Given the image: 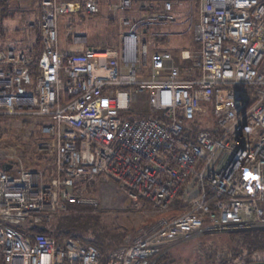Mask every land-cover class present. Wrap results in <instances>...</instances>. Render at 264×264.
Listing matches in <instances>:
<instances>
[{
	"label": "built area",
	"instance_id": "obj_1",
	"mask_svg": "<svg viewBox=\"0 0 264 264\" xmlns=\"http://www.w3.org/2000/svg\"><path fill=\"white\" fill-rule=\"evenodd\" d=\"M193 1L199 48L155 50L148 33ZM103 11L125 28L118 46L61 49L62 16ZM40 39L38 56L0 51V116L43 118L54 159L43 172L0 152V264H158L176 244L264 232V0H40ZM96 178L156 218L105 256L36 232L69 205L99 207Z\"/></svg>",
	"mask_w": 264,
	"mask_h": 264
},
{
	"label": "rangeland",
	"instance_id": "obj_2",
	"mask_svg": "<svg viewBox=\"0 0 264 264\" xmlns=\"http://www.w3.org/2000/svg\"><path fill=\"white\" fill-rule=\"evenodd\" d=\"M196 7L195 1L184 3L177 8L181 14L177 25L175 21L174 26L156 27L148 33L147 39L152 41L155 50L171 52L178 58L182 50L190 49L196 23ZM39 15L40 0H4L0 4V50L32 48L38 56L41 52L37 42L40 34ZM124 29L119 17L106 11L99 16L75 14L61 17L59 37L61 45L70 44L76 36L77 41L86 46L108 48L119 45ZM140 100L141 103L134 106V111L147 113L146 100H150V94L143 95ZM43 120L40 117L26 119L22 116H0V152L15 151L27 167L50 172L53 156L39 152L41 145L47 143L39 133V124ZM90 186L87 192L99 199L100 206L67 211L68 216H77L78 220H82V227L75 234L86 240L95 239L99 234L96 227L100 224L109 234L119 235L116 240L119 245L125 244L137 236L146 222L157 216L144 202L135 201L123 194L115 181L108 180L102 184L93 182ZM64 214L52 218L47 225L49 230H57ZM238 242L231 235L206 236L176 244L165 256H168L167 264H246L247 250L242 245L244 252L237 253L241 248ZM263 257L257 254L251 259L259 261Z\"/></svg>",
	"mask_w": 264,
	"mask_h": 264
},
{
	"label": "trees",
	"instance_id": "obj_3",
	"mask_svg": "<svg viewBox=\"0 0 264 264\" xmlns=\"http://www.w3.org/2000/svg\"><path fill=\"white\" fill-rule=\"evenodd\" d=\"M3 2H4V0L1 1V3H3ZM39 26H40V21H39ZM38 36L39 37H38L37 42H38V45H40V47H41L40 34H38ZM35 67H36V65L33 66V69H35ZM88 207L89 206L69 205L67 210L62 212L63 214L65 213L66 215L64 214L61 217L60 222L57 226V230L52 231V230H49L48 227H45L46 230L43 231L39 227L36 229V232H38L40 234H51V235L58 237V238H60V237H70V238L76 237L77 239L85 240L88 243L95 245L102 252V254L105 256L106 254H108V252L111 249L120 246L119 243L116 242L119 235L117 234L116 236H113V235L109 234L107 231L104 230L105 228H103V226H100V224H98L96 227V230L99 232V234H97L95 236V239L93 241L92 240H86L82 236L75 234V231L82 227L81 226L82 220H78L79 217H77V216H68V214H67L69 211H72V210L74 211V210H78V209H87ZM66 217H68V218H66ZM154 219H151V221H153ZM151 221L146 222V224H148ZM251 233H253V232L237 233V234L231 235V236H233V240L239 241L238 245H241V248L237 253L242 254V252H244L242 249L243 248L242 245H243L244 248L247 250L246 251L247 252L246 253V261H247L246 264L264 263V257L262 259H260L259 261H254L251 259L252 257H254L257 254H259V255L262 254V256L264 255V232H255L254 235H252ZM109 236L111 238H109ZM167 258H168V256H164L163 259H161L158 264H167L168 263Z\"/></svg>",
	"mask_w": 264,
	"mask_h": 264
},
{
	"label": "crops",
	"instance_id": "obj_4",
	"mask_svg": "<svg viewBox=\"0 0 264 264\" xmlns=\"http://www.w3.org/2000/svg\"><path fill=\"white\" fill-rule=\"evenodd\" d=\"M196 5H197V3H196ZM197 14H198V9H197V7H196V23H195V25L197 24ZM179 15H181V14L178 13V9L176 8V9H175V13L173 14V16H174V18H175V21H176V24L174 23L175 25H177V23H178ZM39 21H40V15H39ZM174 24H173L172 26H174ZM170 28H171V27H170ZM67 46H68V44H62V45H61V49H62V50H65V49L67 48ZM198 48H199V44H198L197 42H194V40H193L192 45H191L190 49H188V50H193V49H198ZM107 181H108V180L96 178V179H94L93 181H91L90 184H92L93 182H94L95 184H97V183L102 184V183L107 182ZM90 184H89V186H88L87 191H88L89 188L91 187ZM42 226H43V225H42ZM44 227H46V226H44Z\"/></svg>",
	"mask_w": 264,
	"mask_h": 264
},
{
	"label": "water",
	"instance_id": "obj_5",
	"mask_svg": "<svg viewBox=\"0 0 264 264\" xmlns=\"http://www.w3.org/2000/svg\"><path fill=\"white\" fill-rule=\"evenodd\" d=\"M12 168V165L10 163H5L0 165V169L4 172L10 171ZM41 230L45 231L46 228L44 226L40 227ZM252 264H264V263H252Z\"/></svg>",
	"mask_w": 264,
	"mask_h": 264
}]
</instances>
